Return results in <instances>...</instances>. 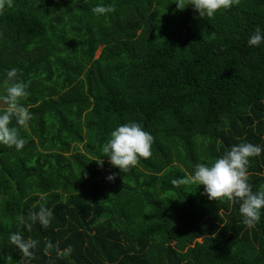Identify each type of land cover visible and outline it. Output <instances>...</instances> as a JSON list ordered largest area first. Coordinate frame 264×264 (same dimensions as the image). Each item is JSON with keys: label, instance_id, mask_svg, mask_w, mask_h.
<instances>
[{"label": "trees", "instance_id": "trees-1", "mask_svg": "<svg viewBox=\"0 0 264 264\" xmlns=\"http://www.w3.org/2000/svg\"><path fill=\"white\" fill-rule=\"evenodd\" d=\"M175 2L12 0L0 10V94L16 68L32 114L22 150L0 144V264H264V215L249 229L239 204L174 183L233 144L264 147V44L248 45L264 29V0L210 19ZM132 120L154 136L153 154L123 172L102 149ZM248 171L253 191L264 189V153ZM41 203L51 223L29 229L20 217ZM15 232L39 242L33 258L10 242Z\"/></svg>", "mask_w": 264, "mask_h": 264}, {"label": "clouds", "instance_id": "clouds-1", "mask_svg": "<svg viewBox=\"0 0 264 264\" xmlns=\"http://www.w3.org/2000/svg\"><path fill=\"white\" fill-rule=\"evenodd\" d=\"M239 0H176L178 9L193 6L201 18H212L222 9H227ZM12 7V0H0V10ZM114 7L97 5L93 12L106 15L114 11ZM264 44V29L257 26L248 38V45L260 46ZM28 83L18 77V70L11 68L6 71V81L3 94H0V144L14 147L20 151L26 144V139L20 135L19 128H26L32 119V114L25 99L30 95ZM13 121L15 123H13ZM154 136L145 129L144 125L132 120L116 126L109 135L107 142L103 145V157L115 168L123 172L137 165L140 158L148 159L152 156ZM264 153V147L250 142L233 144L228 151L208 163H198L194 174H189L174 181L179 185L198 187L203 186V195L209 200H228L239 204V213L243 224L251 229L254 228L261 216L264 215V189L253 191L249 182V165L251 158L259 157ZM103 157L95 159L98 166L103 168L105 163ZM107 179L113 181L114 174ZM41 200H45L44 194L37 193ZM35 207V206H34ZM53 210L46 203L39 205L38 211L29 212L27 217L21 216L22 222L31 229L32 224L38 223L47 228L53 218ZM9 240L21 251L23 257L31 259L34 250L38 247V241L32 238H23L19 232L11 233ZM54 245L49 242L45 251L53 249ZM71 248L64 250L67 255Z\"/></svg>", "mask_w": 264, "mask_h": 264}, {"label": "rangeland", "instance_id": "rangeland-1", "mask_svg": "<svg viewBox=\"0 0 264 264\" xmlns=\"http://www.w3.org/2000/svg\"><path fill=\"white\" fill-rule=\"evenodd\" d=\"M100 52H101V48H99V49L97 50V52H96V57L99 56Z\"/></svg>", "mask_w": 264, "mask_h": 264}]
</instances>
